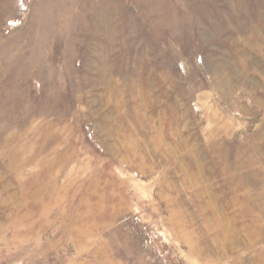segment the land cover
Segmentation results:
<instances>
[{
    "label": "rangeland",
    "instance_id": "obj_1",
    "mask_svg": "<svg viewBox=\"0 0 264 264\" xmlns=\"http://www.w3.org/2000/svg\"><path fill=\"white\" fill-rule=\"evenodd\" d=\"M0 264H264V0H0Z\"/></svg>",
    "mask_w": 264,
    "mask_h": 264
}]
</instances>
